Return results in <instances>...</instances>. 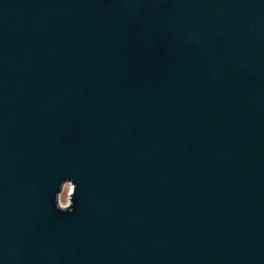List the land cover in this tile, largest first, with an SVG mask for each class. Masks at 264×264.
<instances>
[{
	"label": "water",
	"instance_id": "1",
	"mask_svg": "<svg viewBox=\"0 0 264 264\" xmlns=\"http://www.w3.org/2000/svg\"><path fill=\"white\" fill-rule=\"evenodd\" d=\"M0 264H264V0H0Z\"/></svg>",
	"mask_w": 264,
	"mask_h": 264
},
{
	"label": "built area",
	"instance_id": "2",
	"mask_svg": "<svg viewBox=\"0 0 264 264\" xmlns=\"http://www.w3.org/2000/svg\"><path fill=\"white\" fill-rule=\"evenodd\" d=\"M74 188H75V184H74V182L72 181V180H68V181H66L65 183H64V185H63V188H62V190H61V192H60V201H61V203H63V204H67V203H64L63 201H62V193L64 192V190H69L68 191V193H69V202H70V200H71V196H72V192H74ZM68 202V203H69Z\"/></svg>",
	"mask_w": 264,
	"mask_h": 264
},
{
	"label": "rangeland",
	"instance_id": "3",
	"mask_svg": "<svg viewBox=\"0 0 264 264\" xmlns=\"http://www.w3.org/2000/svg\"><path fill=\"white\" fill-rule=\"evenodd\" d=\"M69 190H64V192L62 193V201L64 203H68L69 202Z\"/></svg>",
	"mask_w": 264,
	"mask_h": 264
},
{
	"label": "clouds",
	"instance_id": "4",
	"mask_svg": "<svg viewBox=\"0 0 264 264\" xmlns=\"http://www.w3.org/2000/svg\"><path fill=\"white\" fill-rule=\"evenodd\" d=\"M58 210H59L60 212H63V213H70V212H73V211L75 210V208L70 209V210H67V209H65V208H59Z\"/></svg>",
	"mask_w": 264,
	"mask_h": 264
}]
</instances>
